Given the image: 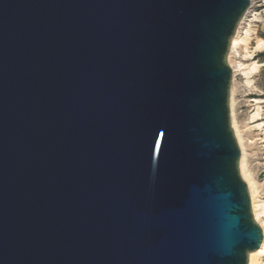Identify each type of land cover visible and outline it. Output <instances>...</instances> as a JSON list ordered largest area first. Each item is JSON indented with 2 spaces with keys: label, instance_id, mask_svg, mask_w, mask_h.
Instances as JSON below:
<instances>
[{
  "label": "water",
  "instance_id": "1",
  "mask_svg": "<svg viewBox=\"0 0 264 264\" xmlns=\"http://www.w3.org/2000/svg\"><path fill=\"white\" fill-rule=\"evenodd\" d=\"M251 0H0V264H248L230 122Z\"/></svg>",
  "mask_w": 264,
  "mask_h": 264
},
{
  "label": "rangeland",
  "instance_id": "2",
  "mask_svg": "<svg viewBox=\"0 0 264 264\" xmlns=\"http://www.w3.org/2000/svg\"><path fill=\"white\" fill-rule=\"evenodd\" d=\"M242 27L243 41L231 56V64L240 65L234 74V113L248 172L264 200V0H251ZM259 264H264V255Z\"/></svg>",
  "mask_w": 264,
  "mask_h": 264
},
{
  "label": "bare ground",
  "instance_id": "3",
  "mask_svg": "<svg viewBox=\"0 0 264 264\" xmlns=\"http://www.w3.org/2000/svg\"><path fill=\"white\" fill-rule=\"evenodd\" d=\"M248 10L246 14L248 13ZM246 14L244 15L243 19L239 23V26L234 36L231 39V44H230V48H229V52L227 56L228 64L232 70V81H231V86H230V99H229L230 122H231V128L233 130L237 145L241 153L240 161H239L240 176L247 185L253 218L261 226L262 231H263V236H264V221L261 220V217L264 215V200L260 197L256 182L254 181V179L251 177L250 173L248 172L247 153L245 150L242 136L237 127V122H236L235 113H234V94H235V87H236V83L234 80V74H235V68L236 67L239 68L240 65L238 66L232 65L231 56L233 55L235 51H237V49H239L238 47L239 45H241V41H243V39L241 38V34H242V29H243L242 27L243 21L245 19ZM263 255H264V237H263L261 247L258 250L249 253L248 264H259L261 257Z\"/></svg>",
  "mask_w": 264,
  "mask_h": 264
}]
</instances>
